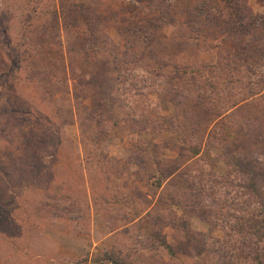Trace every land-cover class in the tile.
I'll return each mask as SVG.
<instances>
[{
  "label": "rangeland",
  "instance_id": "rangeland-1",
  "mask_svg": "<svg viewBox=\"0 0 264 264\" xmlns=\"http://www.w3.org/2000/svg\"><path fill=\"white\" fill-rule=\"evenodd\" d=\"M255 118L264 0H0V264H227Z\"/></svg>",
  "mask_w": 264,
  "mask_h": 264
},
{
  "label": "trees",
  "instance_id": "trees-1",
  "mask_svg": "<svg viewBox=\"0 0 264 264\" xmlns=\"http://www.w3.org/2000/svg\"><path fill=\"white\" fill-rule=\"evenodd\" d=\"M221 140L222 152L232 166V174L243 181L240 192L258 205L249 216L236 219L232 227L235 234H231L221 252H232L224 255V258L233 256L227 264H264V119L255 118L253 125H245L236 131L233 139L223 135ZM235 235L243 236L242 240ZM161 244L174 254L173 246L165 238ZM245 253L249 257H245ZM106 261L117 263L114 254L106 255L99 262L104 264Z\"/></svg>",
  "mask_w": 264,
  "mask_h": 264
}]
</instances>
